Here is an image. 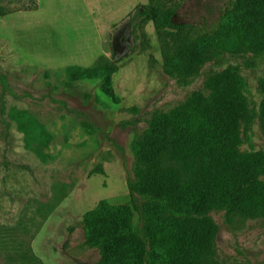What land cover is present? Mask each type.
I'll use <instances>...</instances> for the list:
<instances>
[{"label": "rangeland", "instance_id": "1", "mask_svg": "<svg viewBox=\"0 0 264 264\" xmlns=\"http://www.w3.org/2000/svg\"><path fill=\"white\" fill-rule=\"evenodd\" d=\"M230 2L0 0V264H101L85 242L83 216L101 200L130 202L133 138L154 112L194 92L209 98L210 73L237 69L257 115L264 51L215 52L181 80L163 71L162 41L212 32ZM150 6L157 22L144 14ZM105 58L117 65L118 103L97 79L67 81L68 67ZM240 150L264 152L257 116ZM206 216L216 227L213 264H264V216Z\"/></svg>", "mask_w": 264, "mask_h": 264}, {"label": "trees", "instance_id": "2", "mask_svg": "<svg viewBox=\"0 0 264 264\" xmlns=\"http://www.w3.org/2000/svg\"><path fill=\"white\" fill-rule=\"evenodd\" d=\"M5 12L0 7V15ZM144 14L159 20L156 7ZM218 51H264V0H231L212 32L164 39L163 71L191 77ZM116 69L105 58L70 66L66 77L69 83L97 79L99 90L118 103ZM205 86L209 98L194 92L176 108L154 112L148 128L133 138L130 202L101 200L83 216L85 242L98 249L101 264H213L216 227L209 211L264 216V152L240 150L256 116L264 134V82L257 115L237 69L210 73ZM16 111L21 121L22 111Z\"/></svg>", "mask_w": 264, "mask_h": 264}]
</instances>
